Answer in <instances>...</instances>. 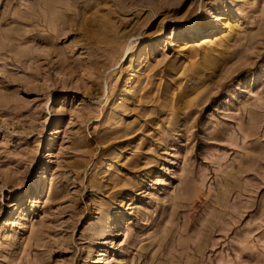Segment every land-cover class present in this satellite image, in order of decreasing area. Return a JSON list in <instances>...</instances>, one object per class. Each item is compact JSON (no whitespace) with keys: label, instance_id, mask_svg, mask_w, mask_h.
<instances>
[{"label":"rangeland","instance_id":"1","mask_svg":"<svg viewBox=\"0 0 264 264\" xmlns=\"http://www.w3.org/2000/svg\"><path fill=\"white\" fill-rule=\"evenodd\" d=\"M0 264H264V0H0Z\"/></svg>","mask_w":264,"mask_h":264},{"label":"bare ground","instance_id":"2","mask_svg":"<svg viewBox=\"0 0 264 264\" xmlns=\"http://www.w3.org/2000/svg\"><path fill=\"white\" fill-rule=\"evenodd\" d=\"M170 3V2H169ZM174 4V3H173ZM54 19V18H53ZM190 27H191V29L194 27V25H190ZM203 29H205V31L207 32V31H211V32H215L216 30L213 28V26L211 25V24H208V25H204V27H203ZM148 49V46H145L144 47V50L146 51ZM196 69H197V67H192V68H190L189 69V73H193V72H195L196 71ZM189 101V100H188ZM37 186H39V181L37 180V181H35V183H34V186H33V188H32V190L30 191V193H29V195L35 190V188H37ZM36 192H37V190H36ZM18 211V207L17 208H15V212H17Z\"/></svg>","mask_w":264,"mask_h":264},{"label":"snow or ice","instance_id":"3","mask_svg":"<svg viewBox=\"0 0 264 264\" xmlns=\"http://www.w3.org/2000/svg\"><path fill=\"white\" fill-rule=\"evenodd\" d=\"M203 22L205 24H211L212 23V21L210 19H208V18H203Z\"/></svg>","mask_w":264,"mask_h":264}]
</instances>
